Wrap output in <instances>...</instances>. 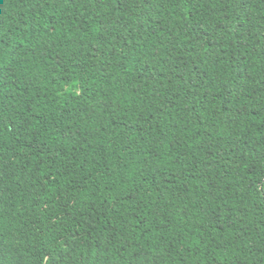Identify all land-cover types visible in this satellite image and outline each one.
<instances>
[{"label": "trees", "instance_id": "1", "mask_svg": "<svg viewBox=\"0 0 264 264\" xmlns=\"http://www.w3.org/2000/svg\"><path fill=\"white\" fill-rule=\"evenodd\" d=\"M0 264H264V0H0Z\"/></svg>", "mask_w": 264, "mask_h": 264}]
</instances>
